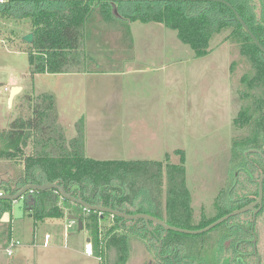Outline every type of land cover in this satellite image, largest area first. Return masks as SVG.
<instances>
[{
	"label": "trees",
	"instance_id": "trees-1",
	"mask_svg": "<svg viewBox=\"0 0 264 264\" xmlns=\"http://www.w3.org/2000/svg\"><path fill=\"white\" fill-rule=\"evenodd\" d=\"M224 1L242 16L264 46V0ZM123 6L129 7L123 17L130 22L159 23L177 31L180 40L191 46L198 57L207 54L214 34L226 27L235 29L241 56L250 64V70L241 79L239 91L243 107L234 121L236 126L249 131L250 137L239 144L238 153L245 162H248L245 153L249 151L264 153V53L244 30L233 10L224 3L196 0H7L0 3V17L30 20V33L34 35V42L29 44L28 50L31 76L81 73L84 69L85 27L94 13L93 9L99 7L103 20L112 22L119 15L116 7ZM29 101L32 103V116L27 119L19 117L10 123L8 129L0 131V163L7 162L12 166L0 174V193L15 195L29 185L59 184L68 193L81 195L92 205L112 207L125 213H128L126 205L146 199L158 209L155 217L170 226L190 229L186 227L192 213L184 157L181 165H168L166 168L161 162L89 159L85 153L83 120L76 125L77 136L68 139L59 125L53 95L42 94L33 100L29 98ZM165 177L168 181L164 189ZM164 192L165 206L162 204ZM25 196V209L36 222L47 217L61 218L64 210L75 205L55 190L33 191ZM12 205L11 201H0V218L12 209ZM78 209L74 217L82 223L88 221L86 227L92 231L95 228L98 232L100 222L112 216L89 212L79 206ZM113 218L118 225L107 234L110 240L127 229L126 221ZM141 223L154 238L160 236L166 243L178 241L171 236L174 234L172 231L157 224H150L153 232L149 231L144 220L133 224ZM120 242L123 244L120 253L124 261L128 256L126 237Z\"/></svg>",
	"mask_w": 264,
	"mask_h": 264
},
{
	"label": "rangeland",
	"instance_id": "rangeland-1",
	"mask_svg": "<svg viewBox=\"0 0 264 264\" xmlns=\"http://www.w3.org/2000/svg\"><path fill=\"white\" fill-rule=\"evenodd\" d=\"M116 8L119 14L116 21L107 24L100 14L99 7L93 9L94 13L87 21L86 25L89 30L97 29L102 34L100 38L94 37L96 44L90 48L94 51L91 52V58L95 62L93 65L95 67L91 69L104 71L116 69L107 66V61L110 62L112 55L114 58L142 57L178 61L177 67H173L172 82L173 99L178 97L177 133L173 137L172 148L178 150L173 152L172 156H168L166 162L161 163L164 168L168 165H181L184 157L192 213L190 224L186 227H190L187 230L206 228L227 211L236 207L224 201L225 193L228 192L231 184L232 172L248 171L253 174L254 181L264 174V162L256 154L249 153L248 162L242 159L243 156L240 157L239 144L250 137V132L242 130L234 123L243 107L239 95L241 79L250 70V64L241 56L240 40L233 27H226L221 32L214 34L209 43L207 54L203 57H198L191 46L183 43L178 37L177 31L159 23H153L146 27L144 24L148 23L137 21L132 28L137 38L135 45L128 43L123 45L116 39L120 31V27L117 26L120 22H126L123 16L128 13L129 7ZM134 26L147 29L140 31ZM31 29V22L28 18L12 20L0 17V131L8 129L10 123L19 117L27 119L32 116V105L28 101L27 95H31L34 86H36L37 93L55 92L60 97L62 125L67 127L65 135L70 138L77 133L76 125L83 117L79 113L84 112L83 108L89 109V102L85 101L86 98L85 102H82L78 96L81 85L71 88L76 82L75 79H70L73 82H62L59 85L58 82H55V78L40 75L34 80L31 77L29 44L23 41V37L29 34ZM150 38L153 39L152 43L148 41ZM152 44L154 49L148 46ZM176 73L177 80H175ZM13 85H23L26 90L23 95H16L15 102L11 106L9 96L10 88ZM104 86L99 85V87ZM70 90L74 95L69 93ZM103 97L105 99L106 95ZM116 98L117 101L112 98L111 101L113 104L116 103L118 108L128 105L129 102L132 103L131 100L123 102V96ZM173 107H176V103ZM112 117L113 122H119V116L116 121L115 116ZM249 163H256L258 167H252ZM11 168L12 166L7 162L0 163V174ZM10 172L11 175L12 171ZM240 176L241 181L237 185V194L239 196L250 195V197L256 195L254 194L257 187L256 182L248 180L246 173H241ZM0 177L2 176L0 175ZM167 181V177H165L164 189ZM165 194L164 192L162 199L164 206ZM141 201L144 202L141 203ZM141 201L137 200L134 205H126L127 214H146L155 217V212L158 209L150 202L148 203L146 199ZM161 209L163 212L165 211L164 208ZM76 210H79L78 205H71V209L63 211L61 218L47 217L38 222L29 220L28 217L25 220L14 219L9 230L0 229V245H3L9 234L13 240L20 241L22 244L32 242L35 237L41 243L49 234L51 241L45 239L44 247L49 242L51 248L54 245L65 246L70 251L74 249L76 252L98 258V261L94 260L95 264H156L155 254L159 244L144 230L143 223L133 224L136 221H126L127 229L124 230V233L120 231L119 236L110 240L107 234L118 225L117 220L112 216L107 217L103 222H100L98 232L95 228L92 231L86 227L87 221L83 223V229L80 230L79 224L70 220L76 215ZM119 224L122 225V223ZM148 228L150 232H153V227L149 225ZM219 231L220 229L213 228L200 235L172 231L174 234L171 236L177 238L181 245L191 248L190 252L193 254L199 248L202 249L200 254H203V242L207 240V237L215 235ZM72 234H75V237H71ZM260 234L261 240H264V230H261ZM124 237L127 239L128 256L123 261L120 253L123 244L120 241ZM75 241L76 243H74ZM18 249L20 247L14 250L12 256L0 252V264H9L15 260ZM31 250L33 252H31L27 264L38 263L36 260L38 258H34L35 251L39 254L48 250L46 256L49 259L45 261V264H69L71 262L70 259H66V253L62 254L61 260L57 259L58 256L53 254L56 251L54 249L36 248ZM71 264L74 263L71 262Z\"/></svg>",
	"mask_w": 264,
	"mask_h": 264
},
{
	"label": "crops",
	"instance_id": "crops-1",
	"mask_svg": "<svg viewBox=\"0 0 264 264\" xmlns=\"http://www.w3.org/2000/svg\"><path fill=\"white\" fill-rule=\"evenodd\" d=\"M125 20L126 22H120L117 26L118 28L120 27V31L116 39L123 45L128 43L134 46L137 38L132 28L133 25H136L135 23H137V21L130 22L127 19ZM113 21H116V19ZM107 24H109V22H107ZM151 24L153 23L144 25L148 27ZM134 28L140 31L142 29H147H141V26H134ZM101 35L102 34L98 32L97 29L91 28L89 30L86 25L83 46L84 61L82 64L84 69L81 73L56 75L37 74L31 77L34 80L40 77V75L55 78V82H58L59 85L62 82H71L72 80L70 79H75L76 82L71 88L81 85L78 96L82 99V102L85 98V101L89 102V109L83 108L84 112L81 114L79 113V115H83L81 120L84 122L85 153L87 158L95 161L166 162L167 157L172 156L173 152L178 150L172 148V140L177 133L178 124V97L173 99L172 92L173 67H177L178 61L142 57L114 58L112 55L110 62L107 61V66L116 69L110 71L91 69L95 67L93 66L95 62L93 58H91V52L94 51L90 48L96 44L94 37L100 38L102 37ZM152 40L153 39L150 38L148 41L152 43ZM148 46L154 49L153 44ZM175 76V80H177V73ZM99 85L105 86L99 87ZM13 87H21L22 90L19 93L21 95H23L26 90L23 85H13L10 91ZM35 90L36 86H34L31 92L32 94L30 93L31 95H27L28 101L29 98L33 100L42 94L53 95L57 104L59 125L62 126L65 133H67V127H65L64 124L62 125L60 97H58L55 92L37 93ZM69 93L74 95V93H71V90ZM103 94L106 95L105 99ZM119 96L124 97L123 102L126 103L128 100H131L132 103L129 102L128 105L118 108L117 104H113L111 100H116V97ZM29 102L32 105L31 101ZM64 103L67 102L64 101ZM175 103L176 107H173ZM112 116H115V121L117 120V116H119V122H113L114 119ZM76 136L77 133L70 136V138L72 139ZM66 137L68 136L66 135ZM25 208L23 217L21 219H16L14 217L13 203L12 209L7 211L10 213V221L2 222L1 217L0 229H8L10 225L13 224L14 219L25 220L28 217L29 220L34 221L30 212L26 211ZM47 236H49L51 241V236L49 234H47L46 237ZM71 237H75V234H72ZM45 239L43 242L39 243L35 237L32 242L22 244V248L20 247V249H18L19 251H17L18 254L16 259L9 264H27L29 256L31 252H33L31 249L36 248H50V250H56L53 254L56 257L58 256L57 259L59 260H61L62 254L66 253V259H70L74 264H95L96 262H94V260L98 261V258L91 257L86 253L76 252L74 249L70 251L66 249L65 246L54 245L51 248L50 242L44 247L43 244L45 243ZM11 240H13V237L9 234L3 245H0V252L6 253V248ZM74 243H76V241ZM48 251H42L39 254L35 251L34 258H38L36 259L38 263L35 264H45V261L49 259L46 256ZM71 262H69V264H71Z\"/></svg>",
	"mask_w": 264,
	"mask_h": 264
},
{
	"label": "flooded vegetation",
	"instance_id": "flooded-vegetation-1",
	"mask_svg": "<svg viewBox=\"0 0 264 264\" xmlns=\"http://www.w3.org/2000/svg\"><path fill=\"white\" fill-rule=\"evenodd\" d=\"M255 154L264 162L263 156ZM249 164L258 167L256 163ZM241 173H246L247 179L254 181L253 174L248 171L232 172L231 184L225 193L224 201L236 207L227 211L221 218L249 205H255L249 211L215 227L220 231L203 242V254H200L201 248L193 254L190 252L191 248L181 245L178 241L166 243L164 238L156 236L159 244L155 254L156 264H264V240H261L260 234L261 230H264V189L262 202L259 203V180L263 174L254 181L257 186L254 193L256 195L250 197L237 194Z\"/></svg>",
	"mask_w": 264,
	"mask_h": 264
},
{
	"label": "water",
	"instance_id": "water-1",
	"mask_svg": "<svg viewBox=\"0 0 264 264\" xmlns=\"http://www.w3.org/2000/svg\"><path fill=\"white\" fill-rule=\"evenodd\" d=\"M9 1V0H8ZM74 1H84V0H74ZM106 1H191V0H106ZM196 1H214V2H222L225 5L229 6L233 12L235 13L238 21L240 24L243 26L244 30L247 32V34L251 37L253 42L256 44V46L261 50L262 53H264V46L261 44V42L258 40L256 35L251 31L250 27L248 24L245 22V20L242 18V16L234 9V7L227 1L224 0H196ZM23 41L26 42L27 44H33L34 42V35L33 33H29L26 36L23 37ZM21 87H13L11 90V94L9 96V102L12 106L14 99L17 94L21 92ZM249 153H257L260 154L261 156L264 157V154L261 151H249L246 153L248 155ZM264 174L261 176L259 180V190H260V198H259V203L262 202L261 199L263 197V189H264ZM50 190H55L56 192L60 193V195L68 200L71 203H74L78 205L80 208L86 210V211H93V212H99L101 214L108 213L111 214L113 217H118L121 218L123 221H139V220H144L148 225L151 223L157 224L161 226L162 228L169 230V231H174L178 233H184L188 235H200L206 232H209L213 228L217 227L218 225L222 224L226 220L235 217L239 214L245 213L249 211L254 205H249L247 207H244L238 211H235L223 218H220L210 226L200 229V230H187L183 228H178L174 226L168 225L166 222L150 216L146 214H136V215H130L125 212H122L120 210L114 209L112 207H105V206H97V205H92L85 200L82 199L81 195L74 196L66 191V188L63 185L59 184H43V185H29L25 187L23 190H21L19 193L15 195H4L0 196V201L1 200H8L14 203V217L16 219H21L24 214V208L26 207L27 201L24 198L26 194H28L31 191H50ZM72 217V216H71ZM70 218V217H69ZM73 219H70L74 222H77L79 224L80 230L83 229V223L78 220L76 217H72ZM10 221V213H4L2 216V222H9Z\"/></svg>",
	"mask_w": 264,
	"mask_h": 264
},
{
	"label": "built area",
	"instance_id": "built-area-1",
	"mask_svg": "<svg viewBox=\"0 0 264 264\" xmlns=\"http://www.w3.org/2000/svg\"><path fill=\"white\" fill-rule=\"evenodd\" d=\"M7 0H0V3H4ZM33 191L29 192L32 193ZM0 196H4V194L1 192ZM26 199V196L24 197ZM46 239H49V236L46 237ZM22 243L17 240H11L9 245L6 248V253L8 256H12L14 254V250L18 247H21Z\"/></svg>",
	"mask_w": 264,
	"mask_h": 264
}]
</instances>
